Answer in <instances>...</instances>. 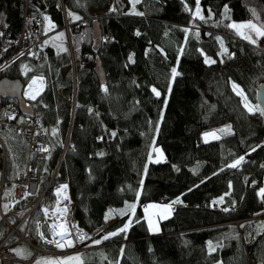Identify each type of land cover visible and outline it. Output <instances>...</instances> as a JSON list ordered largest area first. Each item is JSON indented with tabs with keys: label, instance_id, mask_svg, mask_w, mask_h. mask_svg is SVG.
Listing matches in <instances>:
<instances>
[{
	"label": "trees",
	"instance_id": "1",
	"mask_svg": "<svg viewBox=\"0 0 264 264\" xmlns=\"http://www.w3.org/2000/svg\"><path fill=\"white\" fill-rule=\"evenodd\" d=\"M65 3L72 15L63 14L59 0H0L4 40L20 37L25 13L29 22L37 24V14L43 19L35 53L0 76L25 84L41 78L43 88L26 98L49 148L46 157L29 156L21 132L0 130L7 145L4 150L0 141L6 178L0 242L10 228L3 213H25L36 204L20 227L24 231L27 225L30 241H16L14 235L7 245L26 260L35 256L29 264L45 253L37 256L36 246L59 250L48 241L56 235L49 211L58 202L55 186L69 181L77 222L92 236L81 242L79 262L57 264H264V116L249 111L233 88V82L241 85L261 108L255 94L264 81V37L252 43L230 27L231 20L245 18L264 26V0H200L204 20L193 15L196 0H139L134 7L131 0ZM96 19L104 41L95 52ZM66 21L74 32L80 82L75 103L69 50L54 40L56 33L66 38ZM97 57L105 83L94 70ZM173 68L179 73L174 78ZM12 101L17 103L15 97L1 102ZM222 123L230 124L229 134L202 139L204 131ZM154 144L162 145L165 160H149ZM29 157L41 173L39 191L51 183L40 199V192L27 193L13 204L10 180L26 173ZM177 199L181 202L173 203ZM153 200L173 207L158 234L151 233L144 216V205ZM126 224L127 231H120Z\"/></svg>",
	"mask_w": 264,
	"mask_h": 264
},
{
	"label": "built area",
	"instance_id": "2",
	"mask_svg": "<svg viewBox=\"0 0 264 264\" xmlns=\"http://www.w3.org/2000/svg\"><path fill=\"white\" fill-rule=\"evenodd\" d=\"M26 2L28 3L29 0H26ZM59 5L63 11V14L65 15L69 14V10H68V7H66L65 0H59ZM29 17H31L30 14L27 15V13H25L24 15L25 21L23 22V25L21 28V34L19 38H16V39L6 38V40H4L3 31L0 30V33H2V35H0V74H2L6 69H8L12 64H14L15 61L19 60L25 54L31 55L35 53L36 43L38 42V40H40V36L38 35L37 24L39 25L43 19L41 17V14H37L35 16L37 24H35L33 22H29L26 20V18H29ZM65 29H66L67 39H68L67 40V50H69L70 59L72 61V66L75 71V75L73 79V82H74L73 93L75 96V100H74V103H75L76 97H77L76 92L78 89V85L80 83L78 74L76 71L77 60H76V50H75V39H74V32L70 28L68 21H66ZM0 113H1L0 114V130L3 131L6 129L15 128L16 131L21 132L24 135V137L28 139V142H29L28 149L30 152L29 156L31 155H34L35 157L36 156L37 157L47 156L49 148H47V145H45V143L43 142L45 131H44V128L41 127V120L39 117L34 118L35 116L29 117L25 115L24 120H21L20 116L24 114H22L20 106H18V104L14 101L5 102V103L1 102L0 103ZM0 141L2 143V147L4 148V150L7 149V145L5 141L1 139V137H0ZM41 149H47V151H43ZM63 153L64 151L62 152V154ZM62 154H61V157H62ZM61 157H60L59 162L62 159ZM59 162L55 168V171L53 172L51 179L58 172ZM25 171L26 173L14 175L10 180L11 182H13L14 196H13V200L11 201V203L13 204L17 199L23 197L27 193H35L34 191L38 190V187L40 186L41 173L39 172V170H37L35 162L33 160H30V157H29V162L26 166ZM5 179L6 178L3 176L2 181L4 182ZM50 183L51 181H49L48 185L43 190V193L41 194V196L44 194L45 190L48 188ZM63 185H67V188L63 189L62 188ZM57 188L58 190L54 189L57 194V200L59 201L60 198H63V199H65L66 197L69 198L70 196V199H69L70 204H67L66 206L68 213H67L66 219L61 223V226L63 227L60 226V228L55 229L56 235L53 236L52 239L54 240H51L52 243H54V241H56L58 238L61 239V236L58 235V233L63 231V229H67V232L64 236L65 238H68V237L70 238L75 235L72 233L73 228H75V230H76V227L81 229L75 217V213L73 211L74 200H73V190H72L71 184L69 183V181H62L59 183V185H57ZM35 205L36 204H34L32 207L28 209L27 212L24 213L25 215L22 217V219L17 224L16 229L19 227V225L22 222H24V220L28 217V215L31 214L30 212L35 207ZM215 207H217V205H215ZM52 221L49 222L51 225H52L51 223ZM66 222H68V224ZM39 223H41V221ZM14 230L15 229L10 230L9 233L7 232L6 237L0 242V252L2 253L1 258L3 260V264H5V262H9V260L11 261L12 259V257L9 256L11 251L7 250L8 248L7 242H8V239L11 237L10 236L11 233H13ZM84 230L88 233L89 237L92 236L91 232H89L86 229ZM26 232H27V229H26ZM84 240H87V239H84ZM16 241H19V239ZM48 241L50 242V240ZM82 241L81 240L77 241L79 249H81L80 246H81ZM40 249H42V247L36 246V253L40 252ZM3 254H4V257H3ZM34 258L35 256L32 259ZM32 259L30 260L20 259V260L23 261V264H29Z\"/></svg>",
	"mask_w": 264,
	"mask_h": 264
},
{
	"label": "rangeland",
	"instance_id": "3",
	"mask_svg": "<svg viewBox=\"0 0 264 264\" xmlns=\"http://www.w3.org/2000/svg\"><path fill=\"white\" fill-rule=\"evenodd\" d=\"M200 9H202L201 5H200ZM226 15L229 16L230 12L227 11ZM231 21H232L231 24H237V25H241V24L246 25L249 22H251L252 24L257 25V27L262 26L257 20H254L252 18H245V20L234 19ZM239 32L243 33L244 35L250 36L252 40H255V43H257V41L260 37L255 33V31H253L252 29L247 28V27L239 29ZM244 35H242V36L244 37ZM54 37H57V39H54V40H57L60 46L65 47L67 45V40H68L67 34H66V38L60 34L58 35V33L54 34ZM234 84L238 85L239 89L242 90V92H243L242 96H244L245 103L248 105V107H252L255 110L256 106L244 95V91H243L241 85L233 82V85ZM43 85L44 84L42 83V80L39 76L33 77L29 82L26 83V86L24 89V95H26V97H28V98H33L34 96H36L35 94L38 93V90L40 91L43 88ZM236 92H237V90H236ZM231 131H232V128H231L229 123H222V124L217 125L216 127L209 128L206 131H204L202 133V139L206 140V141L210 140V139H216V138L223 136L225 134H229V132H231ZM156 149H158L159 152H157ZM160 153H162V155H160ZM166 157L167 156H166V153L164 152L162 145L154 144L153 152L151 153L149 160L150 161L165 160ZM3 174H4V172L1 170L0 171V195H1V192L3 190V181H2ZM54 189L58 190L57 186H55ZM34 192L35 193H33V194H38V192H40L39 187H38V190H35ZM42 193H43V191L39 193L38 198L43 196V195L41 196ZM69 199H70V196H69V198L66 197L65 199L60 198L59 201L56 202L54 208L51 211H49L50 216H51L50 221L53 220L51 223H52V228L54 229V231H55V229L60 228L61 223L67 217L68 212L65 211V209H67V207H66L67 204H70ZM171 204L172 203L168 202V201L164 202V201H159V200H156V201L153 200V201L147 202L146 205H144V207H143L144 208V214H145L144 216L148 222V227H149L152 234H158V232L161 230L160 229L161 219L168 217V215H170L172 213L173 207H171L170 209L168 207H166V206L171 205ZM152 206H154V207H152ZM146 209H147V211H146ZM45 212H47L46 208H45ZM3 214H4V217L6 219L8 218L7 221L10 225L8 233L10 230L15 229L13 231V233H11L10 236L12 237L15 235L18 239H24V240L28 241L30 237H29V235L25 234L26 229H27V225H26L24 231H22L20 229V227L23 225L24 222L28 221V219L30 218L29 216H31V215H29L27 217V219L24 222H22L19 225V227L16 229L17 224L22 219V217L25 215L23 213V211H21L20 213H17V214H15L14 211L6 212V213L4 212ZM11 216H13L14 219L10 220L9 218ZM150 222H151V225H150ZM66 223L68 224V222H66ZM81 229L76 227V230H75V228H73L72 233L75 234L73 237H70V238L64 237V239L58 238L59 241L64 244V247H58L59 250H57V251H54V250L50 251L49 249L42 250L43 248L40 249V252L45 251V253H42L39 257L38 255L40 254V252H38V254H37L38 259L35 260L32 264H38V262H40V264H57V263H65V262H73V261L79 262L81 259L80 253L82 251H81V249L78 248L77 241H80L79 237L81 234H83L85 236V239L89 238L88 233L84 230V228H81ZM154 229H158V230H154ZM40 234L44 235L42 233V231H40ZM58 239L56 241H58ZM45 240H47V239L45 238ZM49 240L51 242V240H54V239L51 238ZM68 240L72 241V246H68V244H67ZM54 244H56V243L54 242ZM7 247H8L7 250L11 251L9 256L12 257V259H11V261L9 260V262H5V264H12L13 262H22V264H23V261L20 259H25V258L18 256L16 251L12 248V246H10V244H8ZM14 254H15V256H14ZM1 257H2V253L0 252V258ZM3 257H4V254H3ZM69 257H72L73 259L70 260V259H68ZM35 262H37V263H35ZM213 264H223V263L222 262H215Z\"/></svg>",
	"mask_w": 264,
	"mask_h": 264
},
{
	"label": "water",
	"instance_id": "4",
	"mask_svg": "<svg viewBox=\"0 0 264 264\" xmlns=\"http://www.w3.org/2000/svg\"><path fill=\"white\" fill-rule=\"evenodd\" d=\"M91 38H93L92 49L96 52L104 41L102 27H100L98 19L92 24ZM94 70L99 81L105 83L106 71L103 69L101 60L98 57L96 58ZM25 86V82L19 77H9L7 75L0 76V103L4 98L15 97L18 106L21 108L22 114L34 117L35 113L33 106L28 103V99L26 98V95H24ZM255 95L258 105H260L261 108H264V81L259 83Z\"/></svg>",
	"mask_w": 264,
	"mask_h": 264
},
{
	"label": "snow or ice",
	"instance_id": "5",
	"mask_svg": "<svg viewBox=\"0 0 264 264\" xmlns=\"http://www.w3.org/2000/svg\"><path fill=\"white\" fill-rule=\"evenodd\" d=\"M131 2L133 3V7H134L135 4L139 2V0H131ZM227 11H228L227 6H225V12L227 13ZM209 13H211V10H210V9H209ZM69 14L72 15L71 13H69ZM133 14H136V15H143V13H138V12H134ZM193 15H194L195 17H199V19H201V20H204V19H205V17H204L203 15H201L200 0H196V10H195V12L193 13ZM74 19H79V17H74ZM230 27L235 28V29H237L238 31H239V29H241V28H245V27H247V28H250V29H252L253 31H255V33H256L258 36H262V37H264V26L257 27V25L252 24L251 22H249V23L246 24V25H243V24H241V25L232 24V25H230ZM184 31L187 32L188 30L185 29ZM240 34H241V35H244L243 33H240ZM0 35H2V33H0ZM61 35H63V34H61ZM137 35H139V33H137ZM244 38L250 40L252 43H255V40H252L251 37L248 36V35H244ZM221 43H222V41H221ZM65 50H66V49H65ZM130 59H131V57H130ZM205 62H206V63H215L214 60H210V59H208V58L205 59ZM172 73H173V78H174L175 76L179 75V73L177 72V70H176L175 68L172 69ZM233 88H234V90H237V94H239V95H243V92H242V90L239 89V86H238V85H235V84H234V85H233ZM105 91H107V89H105ZM153 92L155 93L156 96H160V95H161V93H160L159 91H157L155 88H153ZM33 98H34V97H33ZM245 99H246V98H245ZM247 106H248V105L246 104V107H247ZM253 110H254V109H253L252 107H249V111H253ZM255 110L260 111V113H261L262 115H264V108H259V107L257 106V108H256ZM113 135H115V133H113ZM41 150H43V151H47V149H41ZM156 151L159 152L158 149H156ZM160 155H162V153H160ZM242 159H243V158L241 157V160H242ZM157 162H158V161H157ZM239 163H240V161L238 160V161L236 162V164L231 165V166H232V167H235V166L238 165ZM62 188H63V189H66V188H67V185H63ZM260 195H261V197H264V188L260 189ZM180 202H181V201H180L179 199H177V200L174 201L173 203H180ZM152 207H154V206H152ZM166 207H168V208L170 209V208H171V205H168V206H166ZM129 208H130V209H134V208H135V205H130ZM227 210H228V209H225V211H227ZM65 211H67V209H65ZM146 211H147V209H146ZM130 222H131V221H129V223H130ZM150 225H151V222H150ZM61 227H63V226H61ZM127 227H128V225L126 224L124 228L120 229V231H122V232L127 231ZM154 230H158V229H154ZM66 232H67V229H63V231H61L60 233H58V235L61 236V239H64V236H65ZM114 234H115V233H113L112 235H114ZM79 238H80V240L82 241V240L85 239V236H84L83 234H81ZM108 238H109V237L106 235L103 239H108ZM54 242L57 244L58 247H64V244L61 243L60 241H54ZM100 242H101V241H94V243H100ZM67 244H68V246H72V241H71V240H68V241H67ZM209 247H210V249H211L212 251H215V249L212 248L211 242H209ZM18 251H19V250H18ZM68 259L71 260V259H73V258H72V257H69ZM77 259H78V258H77ZM38 264H40V262H38Z\"/></svg>",
	"mask_w": 264,
	"mask_h": 264
},
{
	"label": "crops",
	"instance_id": "6",
	"mask_svg": "<svg viewBox=\"0 0 264 264\" xmlns=\"http://www.w3.org/2000/svg\"><path fill=\"white\" fill-rule=\"evenodd\" d=\"M38 92H39V90H38ZM36 95V94H35ZM91 237V236H90ZM90 237H89V239H90ZM88 239V238H87ZM83 242V241H82Z\"/></svg>",
	"mask_w": 264,
	"mask_h": 264
}]
</instances>
